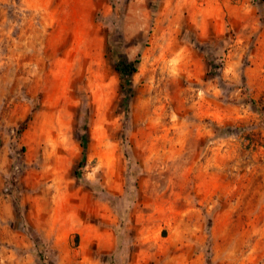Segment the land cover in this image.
Masks as SVG:
<instances>
[{"label":"rangeland","instance_id":"obj_1","mask_svg":"<svg viewBox=\"0 0 264 264\" xmlns=\"http://www.w3.org/2000/svg\"><path fill=\"white\" fill-rule=\"evenodd\" d=\"M33 20L0 36V188L35 263L264 264V1Z\"/></svg>","mask_w":264,"mask_h":264},{"label":"crops","instance_id":"obj_2","mask_svg":"<svg viewBox=\"0 0 264 264\" xmlns=\"http://www.w3.org/2000/svg\"><path fill=\"white\" fill-rule=\"evenodd\" d=\"M50 3L51 0H0V36L15 26L25 34L35 21L34 16L47 13ZM36 230L41 239H49L41 225ZM33 249V241L28 234L15 226L11 197L0 188V264H36ZM56 263L60 264L58 258Z\"/></svg>","mask_w":264,"mask_h":264},{"label":"trees","instance_id":"obj_3","mask_svg":"<svg viewBox=\"0 0 264 264\" xmlns=\"http://www.w3.org/2000/svg\"><path fill=\"white\" fill-rule=\"evenodd\" d=\"M264 1V0H261ZM122 63V64H120ZM116 64L117 67H119V71L121 72V87L123 89H126V87L130 84V75L136 71V64L138 63V58H135L134 60H131L129 62L123 63L120 61ZM84 139L85 137H82L81 145L84 146ZM36 259L43 261L44 254L42 252H39L37 256H35ZM53 264V263H51Z\"/></svg>","mask_w":264,"mask_h":264}]
</instances>
